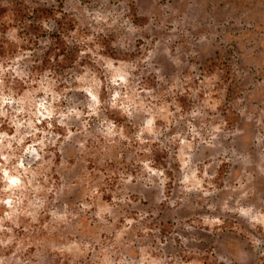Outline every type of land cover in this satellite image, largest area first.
Listing matches in <instances>:
<instances>
[{"label": "clouds", "instance_id": "1", "mask_svg": "<svg viewBox=\"0 0 264 264\" xmlns=\"http://www.w3.org/2000/svg\"><path fill=\"white\" fill-rule=\"evenodd\" d=\"M0 264H264V0H0Z\"/></svg>", "mask_w": 264, "mask_h": 264}]
</instances>
